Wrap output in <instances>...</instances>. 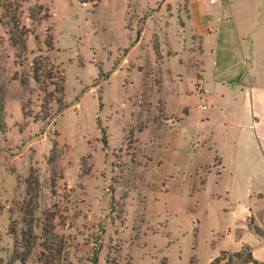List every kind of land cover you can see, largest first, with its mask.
Masks as SVG:
<instances>
[{"label":"rangeland","instance_id":"rangeland-1","mask_svg":"<svg viewBox=\"0 0 264 264\" xmlns=\"http://www.w3.org/2000/svg\"><path fill=\"white\" fill-rule=\"evenodd\" d=\"M0 98V264H264V0H0Z\"/></svg>","mask_w":264,"mask_h":264},{"label":"trees","instance_id":"trees-1","mask_svg":"<svg viewBox=\"0 0 264 264\" xmlns=\"http://www.w3.org/2000/svg\"><path fill=\"white\" fill-rule=\"evenodd\" d=\"M80 2H96L99 0H78ZM14 14V13H13ZM19 24L16 22L15 23V28L18 29ZM17 42V41H16ZM19 43V42H18ZM51 41L48 40L47 44H50ZM20 50H26V44L24 39L20 40L19 43ZM32 69H33V78L34 80L39 84V87L41 90L44 92V94H50V90H48L49 85H53V87L58 91L60 94L64 93V88H65V77L63 72L56 66L54 63L50 62L48 57H41L38 56L37 58H34L32 61ZM24 82V81H22ZM55 99V98H54ZM59 103V106H66L65 102H62V99L57 100ZM2 111H3V101L2 98H0V130L3 131L6 129V123L2 119ZM32 177V176H31ZM33 178V177H32ZM28 183V195H29V204L24 208V213L26 214V217L28 220H26V231L22 233V237L24 238H31L33 235V211L35 209V200L37 198V192H36V184L37 181L36 179L32 180L28 178L27 180ZM249 227L250 229L257 235L263 236L264 235V230H262L260 227L257 225L253 224L251 221L249 222ZM13 232L14 230L11 229ZM48 239L47 242H44V247H46L48 250L53 251V249L57 250V252H60L62 250L61 246L58 248H55V242L56 238L58 237L56 234L53 233V228H49L48 230ZM60 240H58L59 243ZM57 246V244H56ZM235 255H239V252H236ZM97 254L96 252L94 253V258L93 260L96 262L97 261ZM243 262H249L251 264H260L258 260L251 255L248 256V258H245ZM192 264V263H191Z\"/></svg>","mask_w":264,"mask_h":264},{"label":"crops","instance_id":"crops-1","mask_svg":"<svg viewBox=\"0 0 264 264\" xmlns=\"http://www.w3.org/2000/svg\"><path fill=\"white\" fill-rule=\"evenodd\" d=\"M195 31H197V30H195ZM206 32H208V29L206 30L205 29V32H203L204 34H206ZM197 33H199L198 31H197ZM200 34V33H199ZM221 165H222V163H221ZM253 255H254V257H256V255L254 254V252H253ZM257 258V257H256ZM258 259V258H257ZM259 260V259H258ZM246 264H249V263H246Z\"/></svg>","mask_w":264,"mask_h":264},{"label":"built area","instance_id":"built-area-1","mask_svg":"<svg viewBox=\"0 0 264 264\" xmlns=\"http://www.w3.org/2000/svg\"><path fill=\"white\" fill-rule=\"evenodd\" d=\"M211 2H215L216 0H210ZM203 107H205V106H203Z\"/></svg>","mask_w":264,"mask_h":264}]
</instances>
